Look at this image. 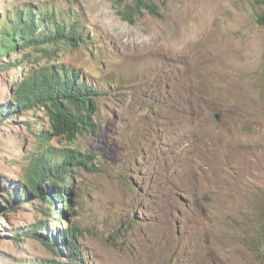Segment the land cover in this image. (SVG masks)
I'll list each match as a JSON object with an SVG mask.
<instances>
[{
	"label": "rangeland",
	"instance_id": "obj_1",
	"mask_svg": "<svg viewBox=\"0 0 264 264\" xmlns=\"http://www.w3.org/2000/svg\"><path fill=\"white\" fill-rule=\"evenodd\" d=\"M145 1L159 15L131 24L111 0H0V32L17 11L55 7L88 38L0 58V108L52 66L100 94L98 131L80 139L93 162L67 172L78 215L62 221L63 205L47 218L26 194L34 163L61 147L46 112L1 120L0 264L68 262L62 243L24 236L45 220L50 235L82 230L81 264H264L243 243V223L264 211L263 0Z\"/></svg>",
	"mask_w": 264,
	"mask_h": 264
},
{
	"label": "trees",
	"instance_id": "obj_2",
	"mask_svg": "<svg viewBox=\"0 0 264 264\" xmlns=\"http://www.w3.org/2000/svg\"><path fill=\"white\" fill-rule=\"evenodd\" d=\"M111 1L124 20L131 24L144 17L146 11L159 15L155 7L145 0H134L132 4L129 0ZM8 19L10 24L3 25L0 32V58H10L11 53L34 45L57 46L65 43L79 47L88 41L84 37L86 26L74 17L70 23L68 13H59L55 7L42 8L38 12L30 7L26 11H17ZM260 20L264 22V15ZM99 95L94 85L81 77L80 72L52 66L39 75L23 77L13 95V102L0 108V124L7 114L20 115L23 111L35 109L45 111L49 119V128L45 133L50 140H58L61 145L59 149L49 147L46 154L34 163L28 177L31 191L26 194L29 197L33 193L38 201L46 205L48 211L44 214L47 218L55 214L53 210L58 208V204L65 208L63 213H59L58 221L66 217V208L73 215H78L77 192L69 187L67 172L71 167H87L93 162V157L83 152L80 139L85 134L98 131ZM72 196L74 199H71ZM9 199H12L11 194ZM3 202L12 212L16 211L13 203L7 199ZM243 228L244 245L257 260H264V211H257L251 222L243 223ZM62 229L56 230V235H50L47 221H37L24 236L41 242L53 251L60 249L58 244L62 243L67 251L68 262L65 264H81L78 262L79 256L84 253L80 244L82 230L73 224ZM19 238L17 234L14 240Z\"/></svg>",
	"mask_w": 264,
	"mask_h": 264
},
{
	"label": "water",
	"instance_id": "obj_3",
	"mask_svg": "<svg viewBox=\"0 0 264 264\" xmlns=\"http://www.w3.org/2000/svg\"><path fill=\"white\" fill-rule=\"evenodd\" d=\"M218 118V117H217Z\"/></svg>",
	"mask_w": 264,
	"mask_h": 264
}]
</instances>
